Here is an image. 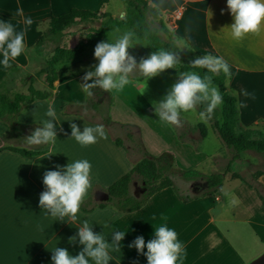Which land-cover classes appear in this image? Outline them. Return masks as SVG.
Instances as JSON below:
<instances>
[{
    "label": "crops",
    "instance_id": "0c3cea01",
    "mask_svg": "<svg viewBox=\"0 0 264 264\" xmlns=\"http://www.w3.org/2000/svg\"><path fill=\"white\" fill-rule=\"evenodd\" d=\"M147 2L159 9L163 21L179 39L177 44L181 49L184 47L193 50L197 58L209 54L221 56L229 63L233 75L227 79L228 90L237 97L238 105L241 102L246 104V107H238L242 126L264 125V29L258 34L248 35L239 43L233 41L229 29L225 28L233 23L227 0ZM18 8L23 9L25 16L32 18L33 24L25 36V52L13 62L12 68L17 66L21 73L34 75H37L40 65L29 61L27 50L47 30L52 16L66 13L72 8L108 12L115 18H123L125 13L121 0H0V18L9 20L17 30L24 27L23 18L16 15ZM175 11H180L181 15L172 19ZM181 38L188 41L187 46ZM96 63L98 61L92 53L61 66L52 94L47 99L36 100L23 109L17 117L21 126L12 135L10 126L0 121V140L1 143H6L0 145L3 148L0 150V264H52L53 253L46 245L49 239H55L58 247L66 248L72 255L80 251L82 246L70 243L77 228L66 222L46 219L39 206V196L44 191V172L55 170L56 165H67L70 157L87 158L91 162L93 189L86 199H91L93 203L105 202L106 189L142 158L141 152H127L115 142V138L123 141L125 136L130 143L123 141V144L130 147L129 131L137 139H141L147 152L156 157L166 156L170 159L174 149L180 156V164L181 161L187 163L186 160L193 157L203 159L184 165L206 175L225 171L231 159L232 153L223 141L215 153H207L201 146H196L195 149L192 147L194 143L187 139L186 130L179 129V126L161 125L156 119L153 102L162 98L149 100L144 93L138 96L139 90L135 86L127 87L124 92L119 93L120 96L114 99L110 109L101 105L99 117L92 116L95 120H89L80 114L65 113L66 107L87 102L88 96L82 92L80 83H84L83 76ZM10 70L11 68L0 70V80ZM144 87H147L145 91L151 89L150 79ZM244 91L252 93L253 96L246 97L243 95ZM47 103H52L61 113V121L56 127L58 140L55 154L41 158L47 152V147L27 148L17 144L28 145L26 136L41 126L32 113L39 111L41 105L46 107ZM199 111V108L195 110L193 124L204 123L199 119ZM100 116H109L115 125L111 128L105 127L99 122ZM186 120L192 121L183 116L181 122ZM73 122L80 126L81 131L84 124L103 125L108 138L82 148L71 139L70 124ZM211 133L220 138L214 128L206 126L205 137L199 127L195 129V134L201 135V141L207 139ZM8 138L10 144L5 140ZM14 141L17 144H12ZM7 146L44 152L25 156L6 149ZM254 152L241 153L240 158L232 163L231 171L226 174L220 190L214 194L184 201L171 187H167L154 193L142 208L133 212L122 213L110 206L96 207L92 211L81 210L86 215H91L97 210L107 209L118 217L112 227L128 231L122 242L121 253L118 254L120 264H147L146 257L128 245L137 236H144L146 242L151 239L154 233L151 223H161V216L167 217L168 226L177 231L179 239L185 244L187 257L184 264H250L264 253V174L255 176L252 173L251 177H247L241 173L245 169L244 162L254 164L259 159L255 154L257 152ZM170 161L175 167L182 169L177 164L178 160L173 158ZM257 170L264 171V165H260ZM234 174H240L244 179ZM131 188L132 184L130 190ZM222 189L235 195L237 203L234 206H223L225 201ZM153 216L156 221L152 220ZM41 227L46 228L45 234L39 231ZM93 229L97 233L106 231L100 224H94ZM108 239L110 242L111 237ZM110 264H116V261H111Z\"/></svg>",
    "mask_w": 264,
    "mask_h": 264
},
{
    "label": "clouds",
    "instance_id": "9594fccd",
    "mask_svg": "<svg viewBox=\"0 0 264 264\" xmlns=\"http://www.w3.org/2000/svg\"><path fill=\"white\" fill-rule=\"evenodd\" d=\"M227 8L233 23L225 28L229 29L233 41L239 43L248 35L258 34L264 29V0H227ZM16 15L23 18L24 27L20 30L9 20L0 18V70L12 68L13 62L25 52V36L33 20L24 15L22 8L17 9ZM181 40L187 46L188 41ZM137 45L150 46L149 33L145 32L141 36L127 29L119 31L114 40L99 42L93 53L98 63L83 76L84 83H80L82 92L91 96L92 89L99 88L106 93L119 94L127 87L135 86L140 96L146 90L144 85L149 79L168 69H175L178 73L177 82L161 100L153 102L156 119L161 125L178 127L182 117L197 108H200V121L206 123L222 108L223 95L215 83V77L223 74L230 78L233 75L231 66L223 57L203 55L194 59L189 69L181 70L182 63L176 51L157 48L146 58L141 57L137 61L129 52ZM243 95L253 96L247 91ZM238 107H246V104L241 102ZM32 115L41 126L26 136L25 141L32 146H46L47 152L41 158L49 157L55 154L58 140L56 127L61 121V113L52 103H47L46 107L41 105L40 110L34 111ZM70 128L71 139L82 148L108 138L103 125L84 124L81 131L80 126L73 122ZM42 183L44 191L39 196V206L43 216L52 222H66L76 227L77 233L70 243L82 246L76 255H72L66 248L58 247L55 239L47 240L46 245L53 253L52 264H110L111 261L120 264L118 254L121 253L122 242L128 231L112 227L118 217L107 209L97 210L91 215L81 210L93 189L91 162L87 158L70 157L67 165H56L55 170L45 171ZM221 191L225 201L223 206L232 207L237 203L232 192ZM152 220L156 221V217L153 216ZM160 220L162 222L159 224L151 223L154 228L151 239L146 242L144 236H137L128 247L135 248L138 254L145 256L147 264H184L187 257L184 242L179 239L177 231L168 226L167 217L161 216ZM94 224L102 225L106 231L95 232ZM45 229L41 227L39 231L45 234Z\"/></svg>",
    "mask_w": 264,
    "mask_h": 264
},
{
    "label": "trees",
    "instance_id": "16d2710c",
    "mask_svg": "<svg viewBox=\"0 0 264 264\" xmlns=\"http://www.w3.org/2000/svg\"><path fill=\"white\" fill-rule=\"evenodd\" d=\"M127 9V14L121 19L114 18L106 12L103 17L106 18L103 26L97 30H92L87 34L86 40H81L73 48H65L56 45L51 57H46L44 51L52 43L58 41L67 29L83 20H99L101 15L87 9L72 8L66 13L58 16H52L48 23V28L37 39L36 43L27 50L29 61L38 63L40 69L38 73L45 74L44 88L36 87L33 83L38 76L30 73H21L20 68L14 66L9 73L0 80V87L6 88V91L0 92V121L10 126V130H15L21 126L17 117L23 109L36 100L47 99L54 89V82L58 77V69L72 62L85 58V49L95 43L106 40L107 35L115 29L129 27L143 36L145 32L149 33L152 52L157 48H168L176 51L181 60V70L190 68L191 62L196 59L193 50H183L172 38V32L168 29L166 23L161 17L157 7L150 5L147 0H121ZM165 72L177 74L175 69H168ZM20 74L28 77L29 85L24 92H14L7 94L11 89L7 88V83L13 75ZM227 79L223 74L215 77V83L220 88L224 103L222 105L221 120L214 121V127L225 146L231 151L225 171L203 174L196 169L182 170L175 165L166 156L156 157L147 152L141 139H137L130 131L128 138L131 146L126 147L120 138H115L119 146H123L127 152L139 151L142 158L136 162L133 168L117 179L106 189L109 195L105 202L93 203L91 199H86L81 209L92 211L96 207H113L119 212L128 213L142 208L149 198L164 188L171 187L175 193L184 201L197 198L198 196L211 195L218 192L223 184L225 176L231 171V165L240 158L242 152L255 151L264 154V131L258 127H244L241 124L237 97L232 94L227 87ZM89 82V81H88ZM91 83V82H89ZM93 91V89H92ZM102 90L96 89V95L88 96L84 104H74L64 109L65 113H75L85 116L89 120H95L92 116L86 114L85 110L92 109L99 112V107L103 105L105 98ZM109 104H111V94L109 93ZM200 109V108H199ZM99 122L107 128L115 125L109 116H100ZM202 136H206L205 124H200ZM6 149L18 152L25 156H34L41 154L44 150H32L17 146H7ZM3 148L0 147V150ZM264 174L263 170L257 171L255 176ZM244 179L240 174H234ZM179 176L185 181L204 180L205 188L196 195L183 194L180 187L174 182V177ZM137 178L140 181L142 194H133L130 190L132 182ZM159 181V183H158Z\"/></svg>",
    "mask_w": 264,
    "mask_h": 264
},
{
    "label": "rangeland",
    "instance_id": "374dc122",
    "mask_svg": "<svg viewBox=\"0 0 264 264\" xmlns=\"http://www.w3.org/2000/svg\"><path fill=\"white\" fill-rule=\"evenodd\" d=\"M122 5H124V7H125L124 8L125 13L123 15L125 17L127 14V12H126L127 9H126V6L123 2H122ZM98 13H100V15H101L99 20H83V21H80L79 23L75 24L74 26L70 27L69 29H67L66 32L64 33V35L58 41L52 43L50 46H48L44 50V51H46V53H45L46 57H51L53 55V50H54L56 45L60 44L61 46L65 47V48H73L81 40H86L87 34L89 32H91L92 30H97L101 26H103V24L106 20V18L103 17V14L106 12H98ZM117 19H121V18L117 17ZM168 27H170V26H168ZM127 29H131V28L124 27V28L113 30L112 32H110L107 35L105 41H107L108 39L110 41L114 40L117 37V35L119 34V31H123V30H127ZM168 29L172 32V38L179 44L180 41L175 36L173 30L171 28H168ZM98 43H95V44L88 46L84 51V55L88 56L89 54L94 53V48ZM182 48L187 49L184 47H182ZM129 52H130V54L134 55L137 58V61H139V59L141 57L146 58L149 54L152 53L149 46L144 47L142 45H137L135 48L129 49ZM37 76H38V79L40 81L36 80V81H34L33 84L36 87H40V88L42 87L43 88L45 85V74L38 73ZM177 80H178V73L175 74V73H171V72H163L160 75L150 79L151 89L144 91V94H145V96H147V98L149 100H152L153 98L154 99L163 98L164 95L166 94V92L171 88V86L174 83L177 82ZM28 85H29V80H28L27 76L20 75V74L13 75L12 78H10V80L7 83V88L11 89L12 92L9 91L7 94L9 95L10 93L12 94V93L17 92V91L24 92L27 90ZM96 89L100 90L99 88H96ZM96 89H93V91H92L94 96L96 95ZM4 91H6V88L0 87V92H4ZM102 92H103L102 94L104 95V98H105V101L103 103V107L104 108L107 107L108 109H110V106L113 103L114 99L117 96L119 97L120 95L110 93L111 94V104L108 107L110 95H109V93H106L103 90H102ZM103 107H102V109H103ZM221 111H222V108L218 109L216 114L213 116V118L208 120L206 123H203V124H205V126H208L209 128L215 129L214 121L215 120H221V115H222ZM85 112L89 116L94 115V116L99 117L98 112L95 110L87 109V110H85ZM184 116L187 117L188 119L192 120V121L186 120V122L185 121L181 122V124L179 125V129L186 130L185 132L187 133V139L190 142L194 143V145L192 144V147L195 149L196 146L197 147L201 146L205 152H207V153L214 152L215 153L216 148H219L221 145L220 143H222L221 138H218L216 134L211 133V135L207 139H204L203 141H201V135L200 136L196 135L195 129H196V127L200 128V124H202V123H199L198 125H196L195 123L193 124V121L195 120V117H196V112L193 111V112L186 114ZM258 128H260L264 131V125H261ZM200 130H201V128H200ZM14 132H15V130H12V131L10 130V135H12ZM185 132H182V134L184 135ZM122 139L126 144L130 143L129 140L125 136ZM5 140L8 141L7 144L11 143L9 138L5 139ZM220 140H221V142H219ZM5 144L1 143V140H0V145L3 146ZM12 144H17V143L14 141V142H12ZM17 145L27 147V148H36V146H32V145H22L19 143ZM45 147L46 146H39L38 148H45ZM172 153L173 154H170V156H171L170 160L173 161V158L178 160L177 164H178V166H180L182 168V170L192 169V167H188L187 165H184V164H187L189 162H198V160L203 161V159L193 157V159H191V160L190 159H188V161L186 160L187 163H183L181 161V164H183V165H181L179 163V160H181L179 154L176 153L174 149H172ZM255 154L257 155V157H259L257 162L254 161V164H250V163L248 164V163L244 162L245 169L243 171H241V173L247 177H251L252 173H256L258 171L257 169H259L260 165H264V156L260 155L258 153H255ZM134 156H132V157H134ZM204 157H205V159L207 158L205 155H204ZM137 160L138 159H135V161H137ZM220 163H223V160H220ZM191 164H193V163H191ZM173 179H174L175 184H177L178 187H180L181 192L183 194H189V195L193 196V195L200 193L205 188L204 180L185 181L182 178H180L179 176H177V177L175 176ZM158 183H159V181H158ZM131 192L133 194L138 195V196L142 194L141 184L137 178H135V180L132 182Z\"/></svg>",
    "mask_w": 264,
    "mask_h": 264
},
{
    "label": "water",
    "instance_id": "95a60500",
    "mask_svg": "<svg viewBox=\"0 0 264 264\" xmlns=\"http://www.w3.org/2000/svg\"><path fill=\"white\" fill-rule=\"evenodd\" d=\"M109 195H105V199H108ZM250 264H264V253L255 258Z\"/></svg>",
    "mask_w": 264,
    "mask_h": 264
},
{
    "label": "built area",
    "instance_id": "2783aa9c",
    "mask_svg": "<svg viewBox=\"0 0 264 264\" xmlns=\"http://www.w3.org/2000/svg\"><path fill=\"white\" fill-rule=\"evenodd\" d=\"M181 15V12L180 11H175L173 14H172V19H177L179 18Z\"/></svg>",
    "mask_w": 264,
    "mask_h": 264
}]
</instances>
